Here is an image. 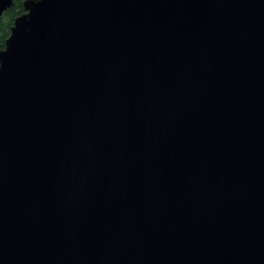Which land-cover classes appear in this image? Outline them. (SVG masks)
<instances>
[{
	"label": "water",
	"instance_id": "1",
	"mask_svg": "<svg viewBox=\"0 0 264 264\" xmlns=\"http://www.w3.org/2000/svg\"><path fill=\"white\" fill-rule=\"evenodd\" d=\"M23 7L0 264H264V0Z\"/></svg>",
	"mask_w": 264,
	"mask_h": 264
},
{
	"label": "trees",
	"instance_id": "2",
	"mask_svg": "<svg viewBox=\"0 0 264 264\" xmlns=\"http://www.w3.org/2000/svg\"><path fill=\"white\" fill-rule=\"evenodd\" d=\"M14 6L0 17V51L5 48L7 39L11 34V28L15 19L24 13L23 3L25 0H13Z\"/></svg>",
	"mask_w": 264,
	"mask_h": 264
}]
</instances>
